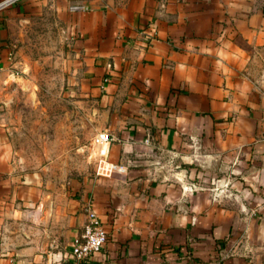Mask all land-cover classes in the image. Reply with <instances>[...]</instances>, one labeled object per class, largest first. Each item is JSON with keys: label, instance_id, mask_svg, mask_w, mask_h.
<instances>
[{"label": "crops", "instance_id": "crops-1", "mask_svg": "<svg viewBox=\"0 0 264 264\" xmlns=\"http://www.w3.org/2000/svg\"><path fill=\"white\" fill-rule=\"evenodd\" d=\"M14 50H66L110 140L56 187L0 123V264H264V0H18L0 10V112ZM86 205L106 238L78 261Z\"/></svg>", "mask_w": 264, "mask_h": 264}, {"label": "rangeland", "instance_id": "rangeland-1", "mask_svg": "<svg viewBox=\"0 0 264 264\" xmlns=\"http://www.w3.org/2000/svg\"><path fill=\"white\" fill-rule=\"evenodd\" d=\"M36 27L41 38L35 44L46 45L47 23ZM14 51L0 112L13 160L56 187L95 173L97 115L93 104L76 97L66 50Z\"/></svg>", "mask_w": 264, "mask_h": 264}, {"label": "built area", "instance_id": "built-area-1", "mask_svg": "<svg viewBox=\"0 0 264 264\" xmlns=\"http://www.w3.org/2000/svg\"><path fill=\"white\" fill-rule=\"evenodd\" d=\"M18 0H1L0 10ZM110 135L105 131H100L96 135L97 143H107ZM85 221L83 231L71 241L70 252L75 260H83L100 250L106 238V232L95 212L86 205L84 208Z\"/></svg>", "mask_w": 264, "mask_h": 264}]
</instances>
